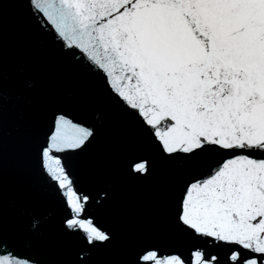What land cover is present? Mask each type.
Here are the masks:
<instances>
[{"label":"snow or ice","instance_id":"1","mask_svg":"<svg viewBox=\"0 0 264 264\" xmlns=\"http://www.w3.org/2000/svg\"><path fill=\"white\" fill-rule=\"evenodd\" d=\"M100 132L126 147L82 187ZM0 264H264V0H0Z\"/></svg>","mask_w":264,"mask_h":264},{"label":"water","instance_id":"2","mask_svg":"<svg viewBox=\"0 0 264 264\" xmlns=\"http://www.w3.org/2000/svg\"><path fill=\"white\" fill-rule=\"evenodd\" d=\"M8 21L11 39L15 41L19 38V25L16 13L11 8L8 10ZM16 119V114L10 115V120L15 121ZM125 147V143L118 132H100L83 157L76 162L81 186L88 187L92 177H102L104 180L112 179L114 168ZM12 163L14 168H25L29 164L23 148L15 143L12 145ZM156 180L157 177L153 176L149 177L142 185L121 186L114 183V187H123L126 199L135 200L138 204L146 207L148 193ZM36 210L39 214L48 216L47 223L49 225L58 223L60 206L55 198L50 199ZM102 219L107 226L117 228L120 231L133 230L141 224L140 217L129 214L122 203H113L106 210ZM45 237L52 241L56 240L53 231L46 230Z\"/></svg>","mask_w":264,"mask_h":264}]
</instances>
